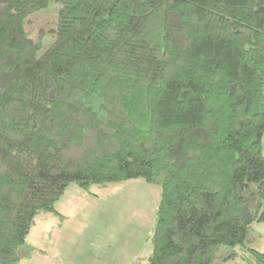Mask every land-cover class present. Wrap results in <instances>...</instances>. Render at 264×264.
<instances>
[{
    "label": "trees",
    "instance_id": "16d2710c",
    "mask_svg": "<svg viewBox=\"0 0 264 264\" xmlns=\"http://www.w3.org/2000/svg\"><path fill=\"white\" fill-rule=\"evenodd\" d=\"M263 134L264 0H0V264L71 185L128 180L160 188L146 264H264Z\"/></svg>",
    "mask_w": 264,
    "mask_h": 264
},
{
    "label": "rangeland",
    "instance_id": "374dc122",
    "mask_svg": "<svg viewBox=\"0 0 264 264\" xmlns=\"http://www.w3.org/2000/svg\"><path fill=\"white\" fill-rule=\"evenodd\" d=\"M59 10L60 5L51 1L47 9L29 18L26 29L32 40L42 43L40 54L54 41L51 31L56 28ZM90 191L95 196L71 185L57 204L61 218L50 214L36 217L19 250L20 264H146L152 252L160 188L143 180H128L94 186ZM244 248L264 252V223L253 224ZM227 252L237 262L244 255L242 247Z\"/></svg>",
    "mask_w": 264,
    "mask_h": 264
}]
</instances>
